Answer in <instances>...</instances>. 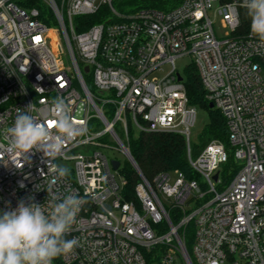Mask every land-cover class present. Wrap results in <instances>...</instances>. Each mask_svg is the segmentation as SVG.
I'll list each match as a JSON object with an SVG mask.
<instances>
[{
  "label": "built area",
  "instance_id": "built-area-1",
  "mask_svg": "<svg viewBox=\"0 0 264 264\" xmlns=\"http://www.w3.org/2000/svg\"><path fill=\"white\" fill-rule=\"evenodd\" d=\"M241 5L0 0V210L21 200L47 207L68 194L80 197L66 237L79 244L59 257L62 264H264V42L250 34ZM91 16L99 20L91 24ZM184 57L226 120L229 150L211 141L193 156L197 109L176 65ZM165 67L168 73L154 77ZM55 97L65 99L84 134L62 141L50 160L41 150L9 152L7 131L18 110L55 136ZM141 133L182 136L197 178L175 170L147 181L126 145ZM83 147L94 150L73 154ZM101 150L133 164L140 177L133 200L122 163ZM229 154L239 169L226 182L220 171ZM69 162V177L53 184L52 165Z\"/></svg>",
  "mask_w": 264,
  "mask_h": 264
},
{
  "label": "clouds",
  "instance_id": "clouds-1",
  "mask_svg": "<svg viewBox=\"0 0 264 264\" xmlns=\"http://www.w3.org/2000/svg\"><path fill=\"white\" fill-rule=\"evenodd\" d=\"M241 7L249 20L250 34L264 42V0H242ZM51 105L55 136L46 124L18 110L14 125L7 131L9 152L24 156L32 150H41L50 160L62 151V141L84 134L86 129L77 127L63 97L53 98ZM52 173L54 184L67 179L70 169L54 164ZM82 203L77 195L68 194L47 207L21 200L14 210L0 213V264H53L55 259L70 254L79 240L66 237Z\"/></svg>",
  "mask_w": 264,
  "mask_h": 264
},
{
  "label": "trees",
  "instance_id": "trees-1",
  "mask_svg": "<svg viewBox=\"0 0 264 264\" xmlns=\"http://www.w3.org/2000/svg\"><path fill=\"white\" fill-rule=\"evenodd\" d=\"M88 19L91 24L99 20L97 16H91ZM185 74V87L190 104L197 110L201 109L208 113V123L200 136L196 154H199L211 141H218L229 150L230 144L225 118L216 108H209L211 102L207 98V92L196 69L191 65ZM126 145L135 165L150 183L156 175L175 170L184 173L188 179L197 178L188 164L186 141L180 135L171 133L130 134ZM238 169L239 166L233 155L229 154L227 163L223 165L220 171V176L228 182L236 175ZM121 172L127 181V199L133 200L132 192L136 184L140 182V177L129 160H125L122 164ZM187 249L189 250V245H187ZM53 264L62 263L57 258Z\"/></svg>",
  "mask_w": 264,
  "mask_h": 264
},
{
  "label": "rangeland",
  "instance_id": "rangeland-1",
  "mask_svg": "<svg viewBox=\"0 0 264 264\" xmlns=\"http://www.w3.org/2000/svg\"><path fill=\"white\" fill-rule=\"evenodd\" d=\"M215 29L219 37H222L226 32V30L222 28L220 19H218L215 25ZM190 62L191 60L189 57H184L177 61V64H176L177 69L179 70V72L181 73L183 77H186L184 70L190 65ZM169 70L170 69L168 67H165L163 69V72H156L154 77L161 78L166 73H168ZM207 123H208V113L204 110L198 109L196 124L191 131V148H192L194 157L198 155L196 154L197 153L196 151L198 149L197 146L200 143V136ZM93 150L94 149L92 147L90 148L83 147V148L76 149L73 154H91ZM101 152H103L110 160H117L121 162L122 164L125 162V160H127L126 156H124L122 153L118 151L101 150ZM65 166L68 168H71L73 166V162H69ZM0 213H2L1 210H0Z\"/></svg>",
  "mask_w": 264,
  "mask_h": 264
},
{
  "label": "water",
  "instance_id": "water-1",
  "mask_svg": "<svg viewBox=\"0 0 264 264\" xmlns=\"http://www.w3.org/2000/svg\"><path fill=\"white\" fill-rule=\"evenodd\" d=\"M179 80H181V77H179ZM209 108H210V109H213V108H214V104H213V103H210V104H209ZM112 164H113V166H114L115 169H117V168L119 167V163H118V162H113ZM134 164H135V163H134ZM217 177H218V175L216 174V175L214 176V179L216 180Z\"/></svg>",
  "mask_w": 264,
  "mask_h": 264
}]
</instances>
